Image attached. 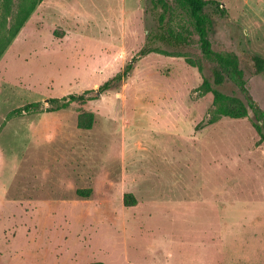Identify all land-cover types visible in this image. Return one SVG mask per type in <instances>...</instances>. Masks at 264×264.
I'll list each match as a JSON object with an SVG mask.
<instances>
[{"label": "rangeland", "instance_id": "1", "mask_svg": "<svg viewBox=\"0 0 264 264\" xmlns=\"http://www.w3.org/2000/svg\"><path fill=\"white\" fill-rule=\"evenodd\" d=\"M217 1L211 49L237 55L264 111V77L248 71V55L264 57V0ZM160 12L42 0L1 56L0 193L16 202L0 211V264H264V141L250 110L206 123L203 79L245 100L233 81L213 84L195 32L182 56L151 52L95 98L43 110L96 91L145 46L171 51L154 38Z\"/></svg>", "mask_w": 264, "mask_h": 264}, {"label": "trees", "instance_id": "2", "mask_svg": "<svg viewBox=\"0 0 264 264\" xmlns=\"http://www.w3.org/2000/svg\"><path fill=\"white\" fill-rule=\"evenodd\" d=\"M42 0H19L18 11L14 16L13 23L6 27V16L11 13V0L0 1V58L12 43L20 29L23 27L26 20L30 17L37 5ZM154 8L161 10L157 22V32L154 38L161 43L171 48V51L161 50L154 47H143L133 58L123 72L116 74L102 85L96 91L88 90L78 95H68L61 99H50L48 103L55 104L43 109L45 112H55L68 107L70 102L91 100L95 97L89 96L90 93H102L109 90L115 83L122 81L123 76H127L134 62L138 58L143 57L151 52L182 56L181 53L193 42L194 32L198 36V44L202 59L212 64V82L214 85H222L226 81H233L239 92L242 94L245 101L242 99L230 96L212 87V84L203 79L199 89L205 93L213 95L212 108L208 111V124L216 121L219 116L230 118H243L248 115V110L251 111L254 119L252 126L259 136V142L264 141V111L253 100L246 88L244 72L240 66L237 55L228 52H215L211 49L209 41V33L212 28V15H223L224 9L220 8V2L217 0H150ZM5 18V19H4ZM248 71L255 76L264 77V57L250 54L248 55ZM201 71L202 64L199 62L196 65ZM96 95V94H95ZM39 102L29 103L23 107L10 111L4 123L13 117L30 113L33 111L42 110ZM93 116L88 115L83 128H90ZM3 123V124H4ZM82 192H78L80 195ZM131 206V204H126ZM92 264H102L92 263Z\"/></svg>", "mask_w": 264, "mask_h": 264}, {"label": "crops", "instance_id": "3", "mask_svg": "<svg viewBox=\"0 0 264 264\" xmlns=\"http://www.w3.org/2000/svg\"><path fill=\"white\" fill-rule=\"evenodd\" d=\"M8 113V112H7ZM14 120V119H13ZM12 121V120H11ZM9 188L8 186L6 188H4L2 190V192L0 193V211H3L5 209H2L3 207H6V206H11V204H14L13 202H16V201H11V200H8L7 199V192H8ZM17 203H19L17 201Z\"/></svg>", "mask_w": 264, "mask_h": 264}]
</instances>
